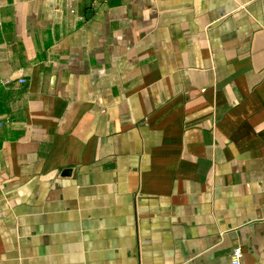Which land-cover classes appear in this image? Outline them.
<instances>
[{"label": "crops", "instance_id": "0c3cea01", "mask_svg": "<svg viewBox=\"0 0 264 264\" xmlns=\"http://www.w3.org/2000/svg\"><path fill=\"white\" fill-rule=\"evenodd\" d=\"M236 247L264 264V0H0V264Z\"/></svg>", "mask_w": 264, "mask_h": 264}, {"label": "built area", "instance_id": "2783aa9c", "mask_svg": "<svg viewBox=\"0 0 264 264\" xmlns=\"http://www.w3.org/2000/svg\"><path fill=\"white\" fill-rule=\"evenodd\" d=\"M20 81L24 82L25 80L21 79ZM241 258H242V249L240 247L234 248L232 252V264H242Z\"/></svg>", "mask_w": 264, "mask_h": 264}]
</instances>
